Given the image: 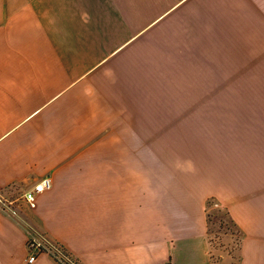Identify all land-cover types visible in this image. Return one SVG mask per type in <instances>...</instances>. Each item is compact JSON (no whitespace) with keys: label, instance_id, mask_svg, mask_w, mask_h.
<instances>
[{"label":"crops","instance_id":"0c3cea01","mask_svg":"<svg viewBox=\"0 0 264 264\" xmlns=\"http://www.w3.org/2000/svg\"><path fill=\"white\" fill-rule=\"evenodd\" d=\"M263 56L264 0H0V264H224L216 204L264 264Z\"/></svg>","mask_w":264,"mask_h":264},{"label":"rangeland","instance_id":"374dc122","mask_svg":"<svg viewBox=\"0 0 264 264\" xmlns=\"http://www.w3.org/2000/svg\"><path fill=\"white\" fill-rule=\"evenodd\" d=\"M263 65H264V56H263ZM256 67L254 60L251 62L249 61L247 66V71L242 73H231L230 80L237 82H246L253 84L254 81L257 79L264 80V74H257L255 73ZM218 76H222V74H217ZM216 75V76H217ZM226 76V74H225ZM232 84V85H233ZM216 96H223V95H231V96H255L257 94V90L254 88H247V89H238V88H216L214 90ZM264 95V94H263ZM214 203V202H212ZM209 220H210V235L212 239L213 249L216 252V259L219 262V257L223 255L224 257L229 258L227 262L224 264H238L239 262V255L237 253L239 248V243L241 239V233L235 224L232 222L231 218L229 217L226 210L219 205H215L214 209L209 213ZM219 258V259H218ZM222 264V263H221Z\"/></svg>","mask_w":264,"mask_h":264},{"label":"built area","instance_id":"2783aa9c","mask_svg":"<svg viewBox=\"0 0 264 264\" xmlns=\"http://www.w3.org/2000/svg\"><path fill=\"white\" fill-rule=\"evenodd\" d=\"M52 185V179L50 177H44L40 179L32 190L25 193L26 200L35 205L36 197L39 193L50 188ZM28 249L30 252L29 261L33 262L36 258V250L45 249L50 252L60 263L62 264H79L70 254H68L62 246L55 242H51L47 238L43 237L41 240H30L28 242Z\"/></svg>","mask_w":264,"mask_h":264}]
</instances>
